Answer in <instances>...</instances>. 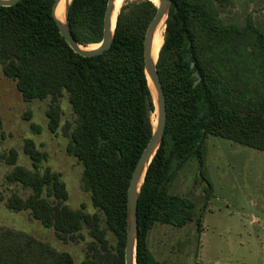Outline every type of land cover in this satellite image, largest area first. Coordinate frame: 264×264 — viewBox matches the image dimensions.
<instances>
[{
  "label": "trees",
  "instance_id": "obj_1",
  "mask_svg": "<svg viewBox=\"0 0 264 264\" xmlns=\"http://www.w3.org/2000/svg\"><path fill=\"white\" fill-rule=\"evenodd\" d=\"M55 1L23 0L0 7V66L25 102L52 99L47 111L52 132L61 120L58 101L67 94L76 122L66 129V151L83 166V189L101 215L66 205V185L50 169L37 171L47 156L30 141L24 152L36 171L16 167L7 181L31 194L0 201L10 211L30 212L65 243L82 238L79 234L86 228L94 241L81 264H125L129 184L154 130L144 40L157 6L149 0L126 2L110 50L83 57L60 34L52 14ZM107 1L73 0L69 23L79 45L102 41ZM171 1L157 64L167 124L139 198L137 264H159L147 245L155 224L182 228L195 220V202L170 193L187 162L197 161L206 184L204 207L212 198L205 172L209 135L264 153V30L251 18L244 26L225 23L218 6L231 0ZM17 158L15 150L0 155L10 165H16ZM108 232L116 246L110 244ZM0 264H73V259L23 232L0 227Z\"/></svg>",
  "mask_w": 264,
  "mask_h": 264
},
{
  "label": "rangeland",
  "instance_id": "obj_2",
  "mask_svg": "<svg viewBox=\"0 0 264 264\" xmlns=\"http://www.w3.org/2000/svg\"><path fill=\"white\" fill-rule=\"evenodd\" d=\"M129 1L133 0L126 2ZM218 8L225 23L244 26L251 18L264 30V0H231ZM51 105V98L25 102L15 81L6 77L0 66V155H8L11 150L18 155L16 165L0 160V197L7 200L13 194L23 198L31 194L22 185L7 181L16 167L36 171L24 152L26 142L30 141L47 156L37 171L50 169L66 185V205L73 210L83 209L90 216L101 215L93 207L91 194L83 189V166L66 151L70 140L66 129L74 128L76 122L67 94L58 101L61 120L55 132L50 130L47 117ZM205 172L213 190L206 207V184L197 161L187 162L177 172L170 193L195 202V220L182 228L155 224L147 237L150 252L159 264H264V153L209 135ZM0 227L23 232L56 251L68 253L73 264L84 261L94 241L83 228L79 234L82 238L62 242L53 229L45 228L30 212L10 211L5 201H0ZM107 238L116 246L113 233L108 232Z\"/></svg>",
  "mask_w": 264,
  "mask_h": 264
},
{
  "label": "water",
  "instance_id": "obj_3",
  "mask_svg": "<svg viewBox=\"0 0 264 264\" xmlns=\"http://www.w3.org/2000/svg\"><path fill=\"white\" fill-rule=\"evenodd\" d=\"M21 1L23 0H0V7H13L19 4ZM62 1L63 0L55 1L52 14L57 22V26L59 28L61 36L65 39L69 47L76 54H79L83 57L99 56L110 50L114 41L117 18L123 6L116 14L117 0L107 1L103 20L102 41L99 44H96L98 45L97 48L87 50L85 49V47L77 43L70 30L69 13L73 0H65L67 1V5L65 8L64 21H61L57 18V9ZM158 1L159 3L158 5H156L157 12L147 28L144 40V68L155 105V124H153V135L133 171L129 184L126 212V241L124 250L125 264H137L136 254L139 237L137 212L139 198L147 171L163 143L167 124L166 99L157 68L159 55L157 57V61H155L153 50L155 35L161 24L164 23L166 29V21L172 7V1ZM195 77L198 78V81L196 82V84H198L200 81L198 73H195Z\"/></svg>",
  "mask_w": 264,
  "mask_h": 264
},
{
  "label": "bare ground",
  "instance_id": "obj_4",
  "mask_svg": "<svg viewBox=\"0 0 264 264\" xmlns=\"http://www.w3.org/2000/svg\"><path fill=\"white\" fill-rule=\"evenodd\" d=\"M126 1L127 0H117L116 1V8H117L116 14L118 13L120 8L123 6V4ZM149 1H152L155 5H158V3H159L158 0H149ZM66 5H67V1L63 0L57 9V18L60 19L61 21H64ZM164 35H165V26L163 23V24H161V26L159 27V29L155 35L154 50H153V55H154L155 61H157V57H158L159 52L162 48V45L164 42ZM97 47H98V45H94L91 47H85V49L91 50V49H95ZM152 121H153V124H155V117L154 116L152 117Z\"/></svg>",
  "mask_w": 264,
  "mask_h": 264
}]
</instances>
